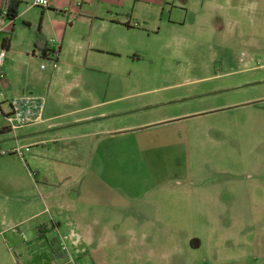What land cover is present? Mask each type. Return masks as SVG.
I'll return each instance as SVG.
<instances>
[{"label": "rangeland", "instance_id": "1", "mask_svg": "<svg viewBox=\"0 0 264 264\" xmlns=\"http://www.w3.org/2000/svg\"><path fill=\"white\" fill-rule=\"evenodd\" d=\"M245 4L237 1L232 27L189 19L170 32L138 36L127 59L89 54L84 64L72 61L73 45L57 57L31 54L37 10L28 13L31 27L15 23L1 114L2 96H41L43 118L103 103L55 121L102 112L93 122L19 143L31 144L24 156L34 157L30 171L78 177L62 191H79L77 203L98 222L80 264H264V27L244 22L251 13L260 21L264 3ZM41 23L56 49L62 20L50 14ZM12 137L0 134V153L14 146L5 141ZM46 140L53 142L34 144ZM52 159L70 164L45 165ZM4 228L0 264H41L38 256L18 257L17 237Z\"/></svg>", "mask_w": 264, "mask_h": 264}, {"label": "crops", "instance_id": "2", "mask_svg": "<svg viewBox=\"0 0 264 264\" xmlns=\"http://www.w3.org/2000/svg\"><path fill=\"white\" fill-rule=\"evenodd\" d=\"M237 1L240 0H50L46 9H40L27 8L23 4V0H0V48L5 51L1 71L6 78V53L10 51L15 23L18 21L22 27H31L32 16L28 17V13L34 9L37 10L38 18L37 21L35 20L36 27L30 40L31 54L35 51L41 58L39 50L33 48L36 29L44 39L46 48L54 49L41 22L45 16L55 14L63 22L61 34L55 41L58 42L55 57L63 52L65 46L73 45L71 47L73 50L72 61L80 62L81 60V63L84 64L89 54H103L113 60L127 59L129 55L126 54V51L135 49L134 40L138 36L148 37L149 35L156 36L162 32H170L171 28L181 27L189 19H192V22H201L202 18H205V21L212 20L217 29L223 25L232 27L239 23L238 18L236 21L233 18L234 10L237 9ZM242 1L244 2L242 9H246L248 6L245 3L250 0ZM261 1L264 3V0ZM3 9L7 10L8 14L14 13V18L11 21L4 18ZM244 16L246 20L244 22L249 28L264 27V14L260 21L255 13L244 14ZM49 56L51 55H46L42 59ZM30 97L39 98L43 102L41 96ZM21 98L23 97L13 100ZM9 101L2 96L1 102L7 104ZM102 106L103 103H98L47 118L42 117L44 111L42 107L40 123L24 127L18 130L11 139L5 140H13L14 146L6 148V151L9 150V152L0 153V213L5 214V223L0 226H4L5 231L11 232L12 237H17V239L13 237L14 240L16 239L13 245L16 247L18 257H21L19 253L22 252L24 255L28 253L36 258L37 256L41 257V264H63L64 253L60 251L61 243L49 229V220L57 228V235L65 237L64 244L67 250L75 256L77 262L87 254V248L93 242L92 226L98 225V222L90 215L89 206L77 203L80 196L79 191L74 196L67 195L62 191L67 188V183H69L68 185L77 184L78 177L68 173L64 175L42 174L38 169L30 171L28 163L34 164V157L30 155L28 162V159H24L27 151L22 159L10 151L15 147L28 150L31 144H19L22 139L37 136V134L55 132L59 129L45 131L102 116L103 113L99 112L55 122L61 118L79 115ZM42 125H45L43 132L30 133L35 127ZM93 134L94 132L82 133L86 137ZM69 139H71L70 134L57 140L67 141ZM49 141L53 142L46 140L34 144L47 146L46 143ZM13 155L16 157H12ZM57 163L64 166L70 164V162L52 159V162L47 161L45 165L55 166ZM29 172L34 176L31 177ZM44 209L47 210L46 213L43 212ZM17 229H20L24 236L18 234L19 238L16 233ZM34 264L38 263L34 262Z\"/></svg>", "mask_w": 264, "mask_h": 264}, {"label": "built area", "instance_id": "3", "mask_svg": "<svg viewBox=\"0 0 264 264\" xmlns=\"http://www.w3.org/2000/svg\"><path fill=\"white\" fill-rule=\"evenodd\" d=\"M50 0H23V4L27 8H40L46 9L49 6ZM54 46V45H52ZM5 51L3 48H0V85L4 82L5 77L4 73L1 71V66ZM55 57V56H53ZM52 69L56 68V64L53 62L51 65ZM41 69H44V66H40ZM42 113V100L36 97H23L19 100H11L7 102V111L5 114H1L2 120L5 124V130L12 133L13 135L18 130L40 123ZM27 151V148L15 147L10 152L15 154L17 157L22 159L24 153ZM31 177L34 176L33 173L29 172ZM44 213L47 212L46 209L43 210ZM49 229L53 232L61 243L60 251L64 253L63 264H80L75 260V256L71 254L67 247L64 244L65 237L57 235V228L53 225L51 220H49ZM73 246V244H72Z\"/></svg>", "mask_w": 264, "mask_h": 264}, {"label": "trees", "instance_id": "4", "mask_svg": "<svg viewBox=\"0 0 264 264\" xmlns=\"http://www.w3.org/2000/svg\"><path fill=\"white\" fill-rule=\"evenodd\" d=\"M15 6V3L13 4ZM5 16L4 18L8 21H11L14 18V13L8 14V11L3 9L2 12ZM4 42H7V40H4ZM33 48L39 50L41 58H45L46 55L56 56L57 55V49H47L46 43L44 39L42 38L40 32L38 29L34 32V41H33ZM6 130L4 128H0V134L5 132ZM196 247V245H194Z\"/></svg>", "mask_w": 264, "mask_h": 264}, {"label": "water", "instance_id": "5", "mask_svg": "<svg viewBox=\"0 0 264 264\" xmlns=\"http://www.w3.org/2000/svg\"><path fill=\"white\" fill-rule=\"evenodd\" d=\"M96 120H99V119H96ZM93 121L94 120H88V121H85V122L90 123V122H93ZM78 124H81V123H74V124L65 125V126H62V127L52 128V129L46 130L45 132L54 131V130H57V129H64V128L72 127V126H75V125H78Z\"/></svg>", "mask_w": 264, "mask_h": 264}, {"label": "flooded vegetation", "instance_id": "6", "mask_svg": "<svg viewBox=\"0 0 264 264\" xmlns=\"http://www.w3.org/2000/svg\"><path fill=\"white\" fill-rule=\"evenodd\" d=\"M210 94H207V95H205V96H209Z\"/></svg>", "mask_w": 264, "mask_h": 264}]
</instances>
